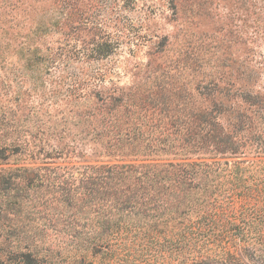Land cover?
<instances>
[{"label": "trees", "instance_id": "16d2710c", "mask_svg": "<svg viewBox=\"0 0 264 264\" xmlns=\"http://www.w3.org/2000/svg\"><path fill=\"white\" fill-rule=\"evenodd\" d=\"M48 1L13 56L35 75L33 90L40 93L56 91L48 80L60 65L67 95L91 107L78 114V133L69 142L43 152L28 145L30 153L13 143V157H86L91 147L121 162L86 166L77 178L46 176L44 183L59 189L58 206L79 214L69 227L75 246L66 264H95L108 255L118 256L109 264H125L133 253L143 258L131 264H264V167L192 161L264 156L260 62L249 48L264 38V0H217L229 8L220 14L225 34L219 47L196 43L172 74L156 61L172 44L165 37L149 53L141 85L111 88L103 85L109 71L100 64L138 36L142 23L127 15L136 0ZM170 3L176 20L187 14L195 25L214 19V0ZM49 36L58 37L55 45L42 43ZM238 46L245 50L239 57ZM181 76L192 77L189 91L176 85ZM246 171L260 173L246 177ZM13 173L42 172L19 167ZM213 173L226 180H211ZM23 204L16 197L13 210ZM25 249V264H59L40 255L38 245Z\"/></svg>", "mask_w": 264, "mask_h": 264}, {"label": "rangeland", "instance_id": "374dc122", "mask_svg": "<svg viewBox=\"0 0 264 264\" xmlns=\"http://www.w3.org/2000/svg\"><path fill=\"white\" fill-rule=\"evenodd\" d=\"M171 1L136 0L135 8L127 11L134 23L142 24L137 26L138 36L133 42L121 44L113 56L100 64L101 68L109 71L104 79L105 87L111 88L112 83L120 87L141 85L142 72L146 70L145 65L151 61L149 53L163 42L165 37H169L172 44L161 57L155 59L163 70L173 71L172 74L182 60L186 61L188 54H185L191 52L196 43L198 45L199 42L207 41L206 43H212L213 46L221 45L225 34L222 31L225 26L221 15L229 9L228 2L218 4L219 2L214 0V19H202L195 25L190 14H187L188 18L176 20ZM50 6L51 2L48 0H0V264H25V261H29L28 256H25L27 249L24 250L28 245H38L40 255H47L59 264L69 263L68 258L73 255L71 251L75 246L69 234V227L75 225L79 214L75 209L58 206L55 198L58 197L56 191L59 189L44 183L46 176L77 178L79 171L86 166L108 161L121 163L104 155H96L91 151V147L86 148V157L75 154L49 158L43 154L34 157L29 154L13 157V143H20L27 149L26 153H30L31 148H28V145H34L32 148L37 145L36 148H41L43 152L42 148L49 145L69 142L78 133V114L86 107H91L79 103L75 96L67 95L65 88L69 82L65 75H62L63 68L60 65L52 69L53 75L49 76L48 80L49 88L56 91L40 93L33 90L36 83L39 85L35 75L13 56V48L25 40L34 17L42 15ZM57 39V36H49L43 39L42 43L55 45ZM249 48H253L257 53L256 60L260 64L256 67L261 72L258 87L264 91V38H259L256 44L250 43ZM244 51L238 46L235 54L239 57ZM252 57L253 54L250 59ZM177 78L174 77L173 81L176 82ZM191 78L181 76L176 85L189 91V87L194 85V82L190 81ZM74 87L76 85L73 83V89ZM192 161H243L246 164L254 162L258 169L264 167V156L255 155L239 159ZM129 162L131 161L126 159L123 163ZM19 167L39 168L42 173H13ZM49 170L57 173H45ZM258 173L260 172L246 171L244 175L247 177ZM36 175L40 178L32 183L28 178H34ZM218 175L219 173H213L210 179L222 182L226 180L223 175ZM16 197L24 200L23 208L19 211L13 210ZM47 249H50V252H47ZM117 258L118 256L111 255L98 256L95 264H109ZM142 258L143 255L133 253L123 259L127 261L125 264H131L135 259ZM42 260L43 258H40L38 261L42 263ZM72 263L73 260L70 264Z\"/></svg>", "mask_w": 264, "mask_h": 264}]
</instances>
